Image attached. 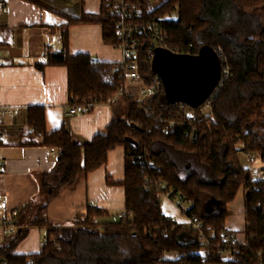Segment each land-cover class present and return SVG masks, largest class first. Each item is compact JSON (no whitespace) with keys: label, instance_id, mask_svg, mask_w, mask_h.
Returning <instances> with one entry per match:
<instances>
[{"label":"trees","instance_id":"1","mask_svg":"<svg viewBox=\"0 0 264 264\" xmlns=\"http://www.w3.org/2000/svg\"><path fill=\"white\" fill-rule=\"evenodd\" d=\"M126 1L141 9L136 22H157L163 30L164 39L158 42L140 33L137 60L145 83L157 74L146 53L156 46L191 55L204 48L221 50V65L229 68L230 76L210 100V112L205 113L200 110L204 104L182 107L168 99L164 88L147 102L124 95L128 102L125 114L85 143L75 140L65 126L48 133L45 108L31 106V131L21 134V144L56 149L59 159L55 170L41 178V199L22 208L33 212L29 223L4 236L0 261L202 264L198 231L171 221L163 212L160 196L190 202L185 215L203 220L207 233L215 230L220 234L227 230L228 205L243 189L245 227L235 232L248 242L238 244L234 258L224 259L215 240L210 258L213 264H264V180L253 179L252 171L239 158L240 152L259 153L264 161V0H158L157 5L151 0ZM111 2L102 0L98 14L68 18L60 30L62 49L40 65L67 67L72 105L105 103L125 82L120 63L69 53L68 29L74 24L99 23L104 42L119 46L120 18L112 12ZM175 11L177 19L166 18ZM118 146L126 151L124 214L113 216L89 207L86 216H78L72 225L50 226L39 253L16 254L30 227L48 226L49 203L81 174L105 165L109 152Z\"/></svg>","mask_w":264,"mask_h":264},{"label":"crops","instance_id":"2","mask_svg":"<svg viewBox=\"0 0 264 264\" xmlns=\"http://www.w3.org/2000/svg\"><path fill=\"white\" fill-rule=\"evenodd\" d=\"M101 8L102 0H7V7L0 16V129L5 134L0 143V189L9 207L19 209L15 228L7 234H14L29 223L33 212L22 208L41 199V178L55 170L59 159L56 149L21 144V134L31 131L29 108H45L48 133L65 126L80 143L92 141L127 110V97L123 95L114 103L97 104L90 111L67 115L70 105L67 67H40L48 60L41 56L46 47H56V51L62 49L60 30L68 18H79L84 13L98 14ZM68 33L71 55L86 53L97 62L123 60L119 48L104 42L103 27L99 23L70 25ZM126 89L136 99L137 87L128 84ZM125 160V148L118 146L109 152L105 165L81 174L73 186L64 188L48 205L45 214L48 226L30 227L27 237L14 252L39 253L50 226L72 225L78 216H86L89 207L107 210L113 216L121 214L125 210L122 185ZM261 163L264 167L263 159ZM252 168L251 164L249 169ZM252 175L253 179H259L257 172ZM244 206L245 193L241 189L228 205V230H244ZM240 217L243 227L236 224Z\"/></svg>","mask_w":264,"mask_h":264},{"label":"built area","instance_id":"3","mask_svg":"<svg viewBox=\"0 0 264 264\" xmlns=\"http://www.w3.org/2000/svg\"><path fill=\"white\" fill-rule=\"evenodd\" d=\"M112 12L114 15H117L120 20L118 22V34L121 39V42L117 48L123 52V60L120 63V69L123 72L125 82L121 84L118 89V92L107 99L105 104H111L117 101L120 96H132L127 91L126 87L128 84L135 85L143 94L146 95L145 100H138L140 102H147L153 96L161 91L164 88L161 77L156 74L150 80L149 84L145 83L142 79L140 73L139 63H138V54L137 47L140 46L142 41L140 33L144 36H151L154 40L163 41L164 35L163 30L159 27L157 22H147L145 24H140L136 22V18L141 16V9L136 4L127 2L126 0H112ZM7 7V0H0V16L5 11ZM158 46L151 48L149 47L146 51L148 56L151 58V63L153 64V58L155 55V49ZM56 47H46L41 56L43 58H48L52 53L57 52ZM219 58L221 50H216ZM230 76L229 68L227 66L222 67L221 65V78L218 83V86L212 92L207 104L204 103V107H200V110L205 113L208 110L209 102L214 97L215 94L219 91L220 87L224 84V81ZM101 103H96L94 106ZM187 105L182 103V107ZM93 105L89 103L81 104H70L67 109V115H76L90 111ZM189 106V105H188ZM5 139V134L0 129V143ZM245 153L246 159L252 164L253 173L257 172L259 174V179L264 180V167H262V157L259 153ZM139 159L142 158L141 155L138 156ZM259 163V164H258ZM2 169L0 163V171ZM149 179L146 178V182ZM255 188V186H253ZM124 213L122 212L121 215ZM19 216L18 208H10L6 196L1 192L0 189V248L4 236L12 232L15 228V220ZM189 220L186 223L187 226L197 230L199 233V240L202 244V250L200 251V256L202 258V264H213L210 258V250L213 246L215 240H217V251L224 259L234 258L237 251L238 244H247L248 239L245 236H240L237 232L233 230H224L217 234L215 230H210L207 233L204 228V222L197 216L188 217ZM171 221L176 222L177 220L171 217ZM100 231L103 232V229L100 228ZM31 262V261H30ZM0 264H8L6 260L0 261Z\"/></svg>","mask_w":264,"mask_h":264},{"label":"water","instance_id":"4","mask_svg":"<svg viewBox=\"0 0 264 264\" xmlns=\"http://www.w3.org/2000/svg\"><path fill=\"white\" fill-rule=\"evenodd\" d=\"M153 68L162 79L167 98L192 108L208 100L221 78V61L213 48L191 55L158 47Z\"/></svg>","mask_w":264,"mask_h":264},{"label":"rangeland","instance_id":"5","mask_svg":"<svg viewBox=\"0 0 264 264\" xmlns=\"http://www.w3.org/2000/svg\"><path fill=\"white\" fill-rule=\"evenodd\" d=\"M153 5H157L159 2L158 0H151ZM167 19H177L178 18V11L173 12L171 15L166 16ZM134 97L136 99H145L146 95L143 94L138 88L137 92L134 93ZM205 112H210L208 109ZM239 158L241 161V164L244 168H250L251 163L246 159L245 153L240 152ZM241 195V194H240ZM161 206L163 209V212L169 216L173 217L177 220L178 223H186L188 222L189 218L185 215L184 211L187 210L191 203L184 200L182 201L180 197H175L174 199H171L168 194H162L160 196ZM236 224H239L240 227H243V221L242 217H240L238 220H236ZM167 257H170V254L167 255Z\"/></svg>","mask_w":264,"mask_h":264}]
</instances>
